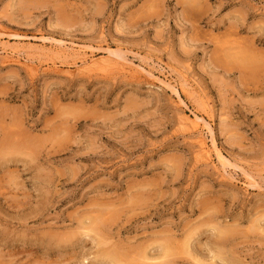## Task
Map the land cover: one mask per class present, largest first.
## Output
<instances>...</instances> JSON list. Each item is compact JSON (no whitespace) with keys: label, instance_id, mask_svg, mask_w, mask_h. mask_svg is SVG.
Segmentation results:
<instances>
[{"label":"rangeland","instance_id":"374dc122","mask_svg":"<svg viewBox=\"0 0 264 264\" xmlns=\"http://www.w3.org/2000/svg\"><path fill=\"white\" fill-rule=\"evenodd\" d=\"M0 264H264V0H0Z\"/></svg>","mask_w":264,"mask_h":264},{"label":"bare ground","instance_id":"6f19581e","mask_svg":"<svg viewBox=\"0 0 264 264\" xmlns=\"http://www.w3.org/2000/svg\"><path fill=\"white\" fill-rule=\"evenodd\" d=\"M48 40V39H47ZM54 41V40H53ZM61 43V42H60ZM52 44V43H51ZM62 44V43H61ZM58 45V44H57ZM3 47H4V45H3ZM45 47V46H44ZM28 49V48H27ZM53 49V48H52ZM16 50V49H15ZM17 50H20V49H17ZM7 51V50H6ZM15 52V51H14ZM107 52V51H106ZM84 53V52H83ZM116 53V52H115ZM111 53L112 55H113V57H108V58H106L105 60H103V62H94V64H93V66H91L90 68L91 69H93V67L96 65V70H97V66H99V65H101V64H104V65H107V69H109V68H115V69H119V71L121 70L122 72H124V73H126V74H128L129 76H132V78L134 77H137V78H141L142 76H144V78L147 76V77H151V78H155V76H154V73L151 71V70H149V68L146 66V65H144V64H137V63H135L134 61H133V59L131 60V59H129V58H127V57H124V56H122L121 54H118V53ZM12 54V53H11ZM17 54V53H16ZM75 55V54H74ZM83 55V54H82ZM111 56V55H110ZM141 60V59H140ZM82 61V60H81ZM142 61V60H141ZM144 63V62H143ZM17 64H18V62H17ZM145 64H146V62H145ZM147 64H149V63H147ZM91 65V64H90ZM85 66V65H84ZM109 66H111V67H109ZM25 67H27L31 72H33V71H35V73H36V71H37V68H36V66H34V64H33V62H31V61H29V64L28 65H25ZM152 67V66H151ZM86 68V67H85ZM85 68H84V70H85ZM95 68V67H94ZM100 69V68H99ZM115 69H112V70H115ZM81 71V70H80ZM86 71H88V68H87V70ZM93 71H95V69H93ZM111 71V70H110ZM116 71V70H115ZM84 72V71H83ZM90 72V71H89ZM91 72H92V70H91ZM107 72H109V71H107ZM156 72V71H155ZM86 73V72H85ZM111 73V72H110ZM113 73V72H112ZM72 73H70V75H71ZM31 75H33V74H31ZM83 75V74H82ZM162 75V74H161ZM148 79V78H147ZM156 79H158V78H156ZM136 80V79H135ZM159 80V79H158ZM151 82V81H150ZM153 82V81H152ZM159 83H161L162 85H165L166 87H169L168 85H167V83L165 82H163V80H160L159 81ZM173 86V85H172ZM171 85H170V89H172L173 90V92H175L176 93V95L177 96H179V97H181V95H180V91L179 90H177L175 87H172ZM169 89V88H168ZM185 90V89H184ZM186 91V90H185ZM184 93V92H183ZM178 97V98H179ZM196 114V113H195ZM194 115V114H193ZM181 119V118H180ZM181 122H182V124L185 126H187V125H190V127H192L195 131H197V132H199L200 134H201V128H202V125L200 124V121H202V119L198 116V115H194V118H192V117H190V116H184L183 115V117H182V119L180 120ZM203 123V122H202ZM206 124H208V123H206ZM187 127H189V126H187ZM205 127V126H204ZM203 127V128H204ZM207 127H209V125H207ZM211 127V126H210ZM212 128V127H211ZM192 129V130H193ZM206 130V129H205ZM209 132L211 133V135L210 136H212L213 137V131L209 128ZM199 133H197V135L199 134ZM198 137H200V139L199 140H197V143H198V145H199V148H200V156L201 157H203L204 159H206V160H208L209 159V156H210V150H209V146H208V144H207V142H206V140L203 138V136H202V134H201V136H198ZM212 144H213V149H215V150H217V154H218V156H219V158L222 160V153L220 152V151H218L219 149L217 148V143H216V141H215V139H214V137H213V139H212ZM198 148V149H199ZM211 157V156H210ZM199 158V157H198ZM223 163V162H222ZM223 165V164H222ZM226 165V164H225ZM224 169V168H223ZM225 174V173H224Z\"/></svg>","mask_w":264,"mask_h":264}]
</instances>
